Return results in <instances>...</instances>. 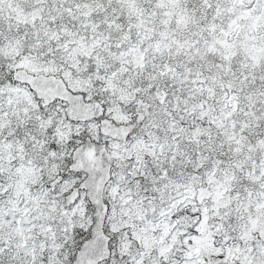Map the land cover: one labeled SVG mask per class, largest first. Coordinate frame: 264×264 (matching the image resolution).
Masks as SVG:
<instances>
[{
    "label": "snow or ice",
    "instance_id": "snow-or-ice-1",
    "mask_svg": "<svg viewBox=\"0 0 264 264\" xmlns=\"http://www.w3.org/2000/svg\"><path fill=\"white\" fill-rule=\"evenodd\" d=\"M0 264H264V0H0Z\"/></svg>",
    "mask_w": 264,
    "mask_h": 264
}]
</instances>
